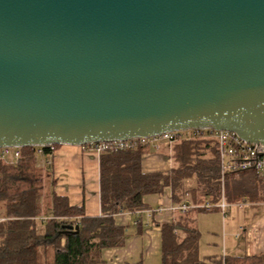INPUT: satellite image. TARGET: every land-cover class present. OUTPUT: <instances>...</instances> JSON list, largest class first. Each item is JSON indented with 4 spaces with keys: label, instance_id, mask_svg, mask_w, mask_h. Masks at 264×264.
<instances>
[{
    "label": "water",
    "instance_id": "water-1",
    "mask_svg": "<svg viewBox=\"0 0 264 264\" xmlns=\"http://www.w3.org/2000/svg\"><path fill=\"white\" fill-rule=\"evenodd\" d=\"M208 129L264 146V0H0V148Z\"/></svg>",
    "mask_w": 264,
    "mask_h": 264
},
{
    "label": "trees",
    "instance_id": "trees-1",
    "mask_svg": "<svg viewBox=\"0 0 264 264\" xmlns=\"http://www.w3.org/2000/svg\"><path fill=\"white\" fill-rule=\"evenodd\" d=\"M195 132L177 134L171 145L172 168L167 172L143 171V155L150 144L100 154L98 217L86 216L83 207L72 206L67 197L53 192L51 206H46L54 155L50 148L43 153L38 147L22 148L14 163L0 159V218L4 219L0 222V264H104L102 251L122 247L126 241L130 224L120 225L118 217L134 215L141 231V212L151 207L146 198L161 196L166 188L177 204L190 198L211 203L223 197L227 203L256 200L259 183L264 181L253 171V176L247 171L224 177L216 143L192 135ZM189 182L196 186L189 188ZM190 211L177 213L174 222L162 225V264H264V255L201 257V233Z\"/></svg>",
    "mask_w": 264,
    "mask_h": 264
},
{
    "label": "crops",
    "instance_id": "crops-1",
    "mask_svg": "<svg viewBox=\"0 0 264 264\" xmlns=\"http://www.w3.org/2000/svg\"><path fill=\"white\" fill-rule=\"evenodd\" d=\"M51 175L48 178V194L51 193L68 198L70 205L83 207L88 217H98L100 208V170L99 156L88 152L82 147L59 146L55 149L51 159ZM172 168L171 148L162 144L159 148L151 145L150 150L143 155L142 169L146 173L167 172ZM189 188L196 186L189 182ZM260 195L256 200L244 199L227 203L226 213L196 212L192 209L195 225L201 233L199 252L201 257L208 256H236L254 257L264 255V183L260 184ZM192 205H201L204 202H193ZM146 202L150 208L160 206L175 207L179 204L172 200L170 188L164 190L163 195H150ZM241 204L242 206H238ZM51 206V202H50ZM49 206V207H50ZM148 208V209H150ZM147 209V210H148ZM221 212L222 226L204 239L198 220L201 213L214 214ZM179 215L166 211L162 214L149 215L142 213V229L138 231L135 216L124 213L118 217V223L123 226L130 224L126 230L124 246L106 249L101 253L104 264H162V233L161 227L165 223L174 222ZM204 231V230H203ZM182 238V233H180Z\"/></svg>",
    "mask_w": 264,
    "mask_h": 264
},
{
    "label": "built area",
    "instance_id": "built-area-1",
    "mask_svg": "<svg viewBox=\"0 0 264 264\" xmlns=\"http://www.w3.org/2000/svg\"><path fill=\"white\" fill-rule=\"evenodd\" d=\"M178 133H168L160 137H154L150 139H135L123 142H112V143H95L82 146L83 149L88 152L95 153L100 156L106 151H119L136 148L139 145H154L159 148L162 144H165L171 148L173 141H175ZM186 137H190V133H186ZM196 136H202L213 140L217 145L218 158L220 163V169L222 175L225 177L226 174H236L241 172L253 171L258 178L264 181V146L253 145L246 143L237 134L229 131H215V130H197ZM192 137V136H191ZM39 153H43L44 148H50L52 152H55L54 145L48 147H38ZM21 157L20 148H0V159L5 160L9 163L16 162ZM238 206H242L239 204ZM203 209L206 212L213 210H219L226 213L228 205L225 202V197L219 203L204 202L201 205H192L190 201H184L175 207L165 208L160 206L156 209H148L149 215L162 214L166 211L171 213L187 214L192 209ZM143 212H141L142 214ZM139 214V213H138ZM4 219L0 218V222Z\"/></svg>",
    "mask_w": 264,
    "mask_h": 264
},
{
    "label": "rangeland",
    "instance_id": "rangeland-1",
    "mask_svg": "<svg viewBox=\"0 0 264 264\" xmlns=\"http://www.w3.org/2000/svg\"><path fill=\"white\" fill-rule=\"evenodd\" d=\"M248 174L250 176H253L252 174V171H248ZM244 179V178H243ZM261 184V183H260ZM258 192L260 194V187L258 189ZM47 205L46 206H50V202H51V197H49L47 200ZM240 201H243V200H240ZM206 213V212H205ZM205 213H201L199 215H201V217L199 218V226L201 227L202 230V235L204 237V239H208L209 237L207 236H212V233H217L215 232L218 227L221 228L223 222H222V217H223V214L221 212L219 213H214V214H205ZM215 235V234H214Z\"/></svg>",
    "mask_w": 264,
    "mask_h": 264
}]
</instances>
